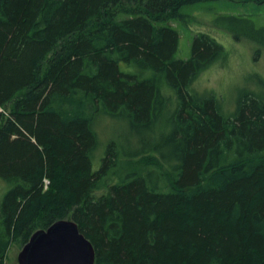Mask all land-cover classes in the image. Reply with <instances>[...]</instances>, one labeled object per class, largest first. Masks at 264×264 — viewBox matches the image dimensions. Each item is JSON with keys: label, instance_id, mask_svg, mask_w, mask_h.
Returning <instances> with one entry per match:
<instances>
[{"label": "trees", "instance_id": "obj_1", "mask_svg": "<svg viewBox=\"0 0 264 264\" xmlns=\"http://www.w3.org/2000/svg\"><path fill=\"white\" fill-rule=\"evenodd\" d=\"M199 1L0 0V264L59 219L94 264H264V93L226 112L191 89L227 55L199 31L175 56L166 20ZM99 115L136 142L109 140L93 170Z\"/></svg>", "mask_w": 264, "mask_h": 264}, {"label": "rangeland", "instance_id": "obj_2", "mask_svg": "<svg viewBox=\"0 0 264 264\" xmlns=\"http://www.w3.org/2000/svg\"><path fill=\"white\" fill-rule=\"evenodd\" d=\"M182 11L188 16L181 18L180 22L173 18L166 20L179 33L176 57L187 59L190 56L192 38L199 31L214 37L227 53L225 58H219L220 60L200 72L191 83V89L201 93L213 92L220 99L223 109L228 111L235 105L240 92L250 90L264 93V2L204 0L191 3ZM240 27L257 33L262 39L243 35L246 33L239 32ZM162 91L165 95L170 93L174 100L175 92L172 88L163 86ZM93 128L99 144L92 160L93 170L98 168L100 157L109 140L118 138L119 141L123 135L126 139L123 145L128 141L134 147L133 142H136L132 137L126 138L128 127L125 121L114 116H97ZM7 189V183L0 179V200ZM20 249L11 244L5 264H18L17 255Z\"/></svg>", "mask_w": 264, "mask_h": 264}, {"label": "water", "instance_id": "obj_3", "mask_svg": "<svg viewBox=\"0 0 264 264\" xmlns=\"http://www.w3.org/2000/svg\"><path fill=\"white\" fill-rule=\"evenodd\" d=\"M18 264H94V247L71 219L33 232L17 255Z\"/></svg>", "mask_w": 264, "mask_h": 264}, {"label": "built area", "instance_id": "obj_4", "mask_svg": "<svg viewBox=\"0 0 264 264\" xmlns=\"http://www.w3.org/2000/svg\"><path fill=\"white\" fill-rule=\"evenodd\" d=\"M48 182H49V181L45 178V179H44V188L47 187Z\"/></svg>", "mask_w": 264, "mask_h": 264}]
</instances>
